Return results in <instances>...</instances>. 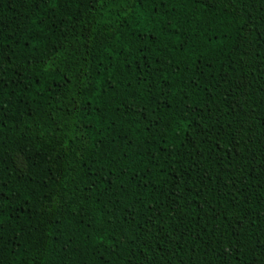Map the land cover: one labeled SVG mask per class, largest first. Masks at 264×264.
<instances>
[{"label":"trees","instance_id":"trees-1","mask_svg":"<svg viewBox=\"0 0 264 264\" xmlns=\"http://www.w3.org/2000/svg\"><path fill=\"white\" fill-rule=\"evenodd\" d=\"M0 264H264V0H0Z\"/></svg>","mask_w":264,"mask_h":264},{"label":"snow or ice","instance_id":"snow-or-ice-1","mask_svg":"<svg viewBox=\"0 0 264 264\" xmlns=\"http://www.w3.org/2000/svg\"><path fill=\"white\" fill-rule=\"evenodd\" d=\"M145 2H147V0H145ZM54 6V5H53ZM165 27H167V26H165Z\"/></svg>","mask_w":264,"mask_h":264}]
</instances>
